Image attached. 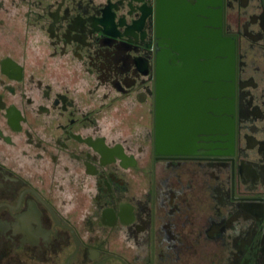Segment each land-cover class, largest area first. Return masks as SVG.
<instances>
[{
	"label": "flooded vegetation",
	"instance_id": "af4514ba",
	"mask_svg": "<svg viewBox=\"0 0 264 264\" xmlns=\"http://www.w3.org/2000/svg\"><path fill=\"white\" fill-rule=\"evenodd\" d=\"M0 264H264V0H0Z\"/></svg>",
	"mask_w": 264,
	"mask_h": 264
},
{
	"label": "water",
	"instance_id": "95a60500",
	"mask_svg": "<svg viewBox=\"0 0 264 264\" xmlns=\"http://www.w3.org/2000/svg\"><path fill=\"white\" fill-rule=\"evenodd\" d=\"M205 49H206V46H205ZM219 52H220V53H219L220 55H223V54H222V53H223L222 51H219ZM221 52H222V53H221ZM207 66H208V64H204V68H205V69H206Z\"/></svg>",
	"mask_w": 264,
	"mask_h": 264
}]
</instances>
